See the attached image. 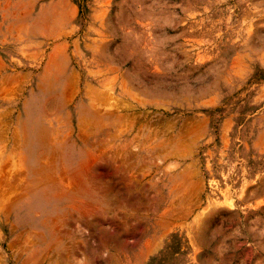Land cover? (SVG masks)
<instances>
[{"label":"rangeland","instance_id":"obj_1","mask_svg":"<svg viewBox=\"0 0 264 264\" xmlns=\"http://www.w3.org/2000/svg\"><path fill=\"white\" fill-rule=\"evenodd\" d=\"M0 264H264V0H0Z\"/></svg>","mask_w":264,"mask_h":264}]
</instances>
